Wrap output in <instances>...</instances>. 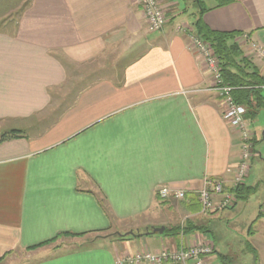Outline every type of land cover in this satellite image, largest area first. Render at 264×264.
I'll return each mask as SVG.
<instances>
[{"label": "crops", "instance_id": "1", "mask_svg": "<svg viewBox=\"0 0 264 264\" xmlns=\"http://www.w3.org/2000/svg\"><path fill=\"white\" fill-rule=\"evenodd\" d=\"M182 1L168 0L158 32L147 31L135 0H28L0 28V133H22L0 143V264L16 253L28 254L25 264H116L196 244L212 246L209 264H264V150L256 149H264V85L256 115L245 116L254 129L243 187L255 191L202 215L194 193L208 180L229 188L240 140L220 98L204 92L209 74L177 31L197 13L182 11ZM215 5H202L210 9L206 28L247 35L264 49V0ZM97 59L100 69L83 75L93 80L56 117L37 119L68 90V77H80L74 68ZM250 62L264 81V61ZM162 188L186 199L162 203ZM183 226L200 231L171 232ZM160 227L162 234H146ZM62 233L84 235L70 237L64 251L28 250Z\"/></svg>", "mask_w": 264, "mask_h": 264}, {"label": "built area", "instance_id": "2", "mask_svg": "<svg viewBox=\"0 0 264 264\" xmlns=\"http://www.w3.org/2000/svg\"><path fill=\"white\" fill-rule=\"evenodd\" d=\"M135 2L142 9L149 29L153 31L160 30L165 24V17L158 2L156 0H135ZM242 37L245 41L248 40L246 35ZM189 42L191 45L189 49L199 58L209 74V83L204 91L220 98L223 120L232 130L237 131L241 138L240 148L242 154L238 159L235 175L229 188H225L221 181L208 180L203 188L195 192L200 204V213L209 214L232 206L234 196L231 190L244 182L250 167L249 156L252 155L253 151L249 124L245 118L246 109L233 100L231 94L233 88L223 84L218 59L211 48L200 39L189 38ZM248 43H250L249 49L253 54H264L259 45L250 41ZM262 88L264 89V86ZM156 196L160 201L167 199L182 201L186 195L184 191L171 192L162 188L156 192ZM212 252L213 248L208 244L183 246L177 249H162L157 252L141 251L132 255L117 257L116 264H209L207 257Z\"/></svg>", "mask_w": 264, "mask_h": 264}, {"label": "trees", "instance_id": "3", "mask_svg": "<svg viewBox=\"0 0 264 264\" xmlns=\"http://www.w3.org/2000/svg\"><path fill=\"white\" fill-rule=\"evenodd\" d=\"M198 9L197 18L193 23V29L195 31V35L199 37L205 44H207L213 54L219 61L220 67V75L223 81V84L233 88L232 98L233 100L239 104L243 105L246 109V113L249 115H256L259 109V90L258 86L264 85V81L260 79L257 72L250 64L249 60L246 58L244 53L238 48V46L234 43V39L239 35L238 33H218L213 32L206 28L203 24L202 17L204 12L210 10L207 8H203L204 0H194ZM216 2V5L213 8L220 7L222 5L231 3L234 0H213ZM212 9V8H211ZM165 15V21H166ZM253 79V81H252ZM254 98V104L252 103ZM245 113V116H246ZM22 133L18 130H10L0 133V143L17 138L21 136ZM255 191V188L252 187H243V183L236 186L231 193L234 196V201L237 199H246L250 195H252ZM194 196L197 199V195L194 193ZM186 199V196H185ZM184 199V200H185ZM168 200V199H167ZM165 200V201H167ZM183 200V201H184ZM198 200V199H197ZM160 201V200H159ZM165 201H160L164 203ZM200 205V204H199ZM210 214V213H209ZM199 226H183L180 230L178 228L172 229L171 232L174 235H177L179 231L182 233H187L189 231H200ZM84 234H68L62 233L54 238L45 241L36 246H32L28 248V250H34L39 247L49 245L56 241L59 237H83ZM213 253V252H212ZM254 258L257 259V256L254 255ZM2 259H0L1 261Z\"/></svg>", "mask_w": 264, "mask_h": 264}, {"label": "rangeland", "instance_id": "4", "mask_svg": "<svg viewBox=\"0 0 264 264\" xmlns=\"http://www.w3.org/2000/svg\"><path fill=\"white\" fill-rule=\"evenodd\" d=\"M27 1L28 0H0V28L5 26L6 24L8 25V23L12 24L13 22H15L17 17H18V14H19L21 8H23L25 6ZM156 1L158 2L159 6H160V8L162 10V14L165 17V15L168 14V0H156ZM182 2H181V4H183L184 7H185V9H183L184 7H182V5H181L180 9H182V11L184 10V11H189V13H192L194 11L193 8H196V12H197L196 15H193L192 21L191 22L189 21L190 24L188 26L186 25V26H181L183 28H179V27L177 28V31L179 33L181 32L182 34H184V36L186 37V39L188 41L189 46H191L190 42H189V38H198L199 39V37H197L195 35V31L193 29V23L195 22V19L197 18L198 9H197V6H196L194 0H183ZM204 2L206 4H210V2H212V0H204ZM144 17H145V15H144ZM145 21H146V19H145ZM163 27H164V25H163ZM162 28L160 30H162ZM146 29H147L148 32H158V31H160V30H158V31L150 30L149 27L147 26V23H146ZM242 36H243V34L242 35H237V37L234 39V43L238 46V48H240L242 53L247 54L249 59H250V57H252L253 63L255 61H262V60L264 61V57H263L264 54H262V55L253 54L251 52V50L249 49L250 48V43H248L247 40L245 41ZM259 47L264 52V49L261 46H259ZM190 51L192 52V50H190ZM247 56H246V58L248 59ZM251 60H249V62ZM102 65H103V61L101 59H97V60H94L93 63L92 62L84 63L82 65H79L78 67H75L74 70H77L78 74H80V77L79 78H74L73 76L70 77V78L68 77L67 83L65 85L68 90L65 89L63 93L53 96L51 105L49 106V108H48V110L46 112V115H44L45 117H43V115L42 116L39 115V116H37V119L38 118H40V119L48 118V116L49 117L51 116L50 119L51 118L53 119L54 116L56 117L55 114H58L59 112H56L55 110L58 107H59V109L61 107H63V108L66 107L65 105H68L72 101V97H74L72 92L76 93L78 89L82 88L84 85H87L88 83H90L93 80V79H83L87 75V73H89L91 71H94V70H99ZM205 69H206V67H205ZM83 75H85V76H83ZM65 91L69 92V93L67 94V93H65ZM204 92H206V91H204ZM50 119H49V121H50ZM262 123H264V120H262ZM263 128H264V125H263ZM253 129H254V127L253 128H249L250 134H251L252 150H253V134H252L251 130H253ZM235 132L238 134L239 140L241 141L240 134L237 131H235ZM261 144L262 143L259 142L258 146L256 147V149L259 152L263 153L264 149L262 148ZM240 154H242L241 153V148L239 150V156L238 157H240ZM249 157H250V160H251L252 155H250ZM256 168L258 169V162L254 164V168L253 169H256ZM248 171H249V169H248ZM248 171H247V173H248ZM261 195H262V193H260V191H259L257 196L253 197V198H257V199L260 200L261 197H262ZM257 199H255V200H257ZM252 210H253V207H252L251 204L248 207H246V211L243 213L244 218L247 217V216H248V218H250L251 217L250 213H251ZM263 212H264V202L261 203L260 208H259V213L263 214ZM202 215H206V214H202ZM225 228L228 229L229 231H233L234 230V228H232L231 226H227ZM132 233L135 234V235L138 234V232H134V231ZM120 234H119V236H121L122 239L125 238V237H123L124 235H126L124 233V231L123 232L121 231ZM91 238H93V237H91ZM111 238H115V236L112 235ZM80 241L85 242V241H87V239L79 240L77 242H80ZM72 242H74V241H72V239H70L69 237L62 236V237H59L53 243L49 244L48 246H50V248H53V250H56V251H58L59 249H60V251H64V250L68 249L71 246ZM196 245H198V244H196ZM61 249H63V250H61ZM27 255L28 254L16 253L15 255L10 256V261L11 262H9V263H11V264H25L28 261V256ZM240 259H241V261H243L244 257H241ZM9 263H7V264H9ZM3 264H6V263H3Z\"/></svg>", "mask_w": 264, "mask_h": 264}, {"label": "water", "instance_id": "5", "mask_svg": "<svg viewBox=\"0 0 264 264\" xmlns=\"http://www.w3.org/2000/svg\"><path fill=\"white\" fill-rule=\"evenodd\" d=\"M164 231V228L163 227H160V228H153L151 231H147L146 234H162ZM129 235H134L132 232H129L128 233ZM119 235V234H118Z\"/></svg>", "mask_w": 264, "mask_h": 264}]
</instances>
